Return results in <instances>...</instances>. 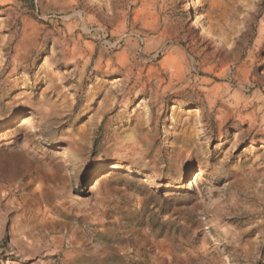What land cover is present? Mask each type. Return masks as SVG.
<instances>
[{
	"label": "rangeland",
	"instance_id": "374dc122",
	"mask_svg": "<svg viewBox=\"0 0 264 264\" xmlns=\"http://www.w3.org/2000/svg\"><path fill=\"white\" fill-rule=\"evenodd\" d=\"M0 264H264V0H0Z\"/></svg>",
	"mask_w": 264,
	"mask_h": 264
},
{
	"label": "bare ground",
	"instance_id": "6f19581e",
	"mask_svg": "<svg viewBox=\"0 0 264 264\" xmlns=\"http://www.w3.org/2000/svg\"><path fill=\"white\" fill-rule=\"evenodd\" d=\"M189 10V9H188ZM192 24L195 26V28H200L198 22L195 20V18H192Z\"/></svg>",
	"mask_w": 264,
	"mask_h": 264
}]
</instances>
